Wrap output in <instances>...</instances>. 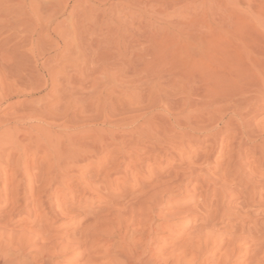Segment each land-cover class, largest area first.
<instances>
[{
	"label": "rangeland",
	"instance_id": "374dc122",
	"mask_svg": "<svg viewBox=\"0 0 264 264\" xmlns=\"http://www.w3.org/2000/svg\"><path fill=\"white\" fill-rule=\"evenodd\" d=\"M21 54L30 59L23 68ZM258 61L264 0H0V264H26L38 248L53 252L54 263H103L106 257L95 256L105 246L72 259L73 234L92 226L94 214L124 225L108 208L157 183L168 201L157 206L159 215L176 211V221H186L159 234L155 243L166 251L180 232L213 226L228 234L240 226L219 212L214 219L202 213L208 185L188 176L171 195L168 177L193 163L234 178L231 146L213 147L209 137L235 118L230 105L239 86L253 94L243 122L264 134V86L253 87L264 75ZM48 75L54 89L43 87ZM49 149L53 159L45 157ZM66 149L75 165L62 157ZM23 161L26 169L12 176ZM238 200L228 191L224 203ZM252 207L256 221L245 226L256 229L264 223V193Z\"/></svg>",
	"mask_w": 264,
	"mask_h": 264
},
{
	"label": "bare ground",
	"instance_id": "6f19581e",
	"mask_svg": "<svg viewBox=\"0 0 264 264\" xmlns=\"http://www.w3.org/2000/svg\"><path fill=\"white\" fill-rule=\"evenodd\" d=\"M27 40L28 36L24 38V41ZM19 47H21V44L13 49L14 53L20 54L17 50ZM31 50L35 52L33 49ZM17 59L22 62L18 65L20 68H23V65L30 60L22 54ZM48 65L53 72L54 60ZM256 68H258V74H262L264 72V61H258ZM1 82L3 83V79L0 76V85ZM53 83L54 80L48 75L43 80V87L50 86L51 89H54ZM257 85L264 86V75L260 81L253 84V87ZM246 93H248L246 86L238 87L235 100L238 102L239 109L236 108V101L230 105L234 108L232 114L235 118L228 121L227 125L219 131L211 133L209 137L212 139L211 146L213 147L214 145L220 148L231 146L230 149H227V152L233 154L237 159L230 161V167L233 168L232 170L235 173L234 178L227 180L228 173L226 172L216 176L211 171L205 170L206 166L198 164L197 168L193 163L188 164L181 172H175L174 175L168 177L173 180L170 187L171 195L176 189L182 187V182L188 176L199 180V185H208L204 190V197L209 200H205L201 204L202 213L207 218H213L219 213V215L235 218L240 226L235 224L233 231L228 234L215 232L213 226L187 235L180 232L170 238V250L166 251L164 247H160L155 243L162 239L159 234L164 232L171 234L173 231L184 227L186 221L177 222L176 219L180 214L176 211L159 215L157 206L168 201H166L164 195L166 189L161 187L163 184L157 183L154 188L130 197L126 206L108 208V214L113 213L115 217L125 219L124 225L114 221L113 216L101 217L94 214L92 218L95 219V222L92 226L84 227L73 234L76 240L73 241L71 248L73 250L78 249V251L74 252L72 259L76 260L81 256L88 255L92 250L96 251L105 246L95 256L107 258L99 264H264V223L256 229L245 226L248 220L256 221L254 218L256 208L252 205L257 198L262 199L264 193V175L260 174V167L264 163V139L261 140L260 144L256 143V139L263 138L264 134L261 130H256V127L243 122L246 110L254 105L251 104L252 102L251 105H245L249 104L247 101L253 97L252 93L250 96H247ZM3 99L4 93L0 88V101ZM254 102L259 105L256 100ZM207 114H209L207 120L212 121L214 114H210V112ZM205 116L207 115L205 114ZM201 117H204V115L202 114ZM204 118L206 119V117ZM204 118L203 120H205ZM50 127L51 133H54V123ZM246 143H250L252 147H244ZM2 146L3 144H0V150L3 149ZM52 148L54 149V147ZM76 149L80 148L77 146L72 147L73 151ZM49 151L45 152V157L53 159L54 152L51 149ZM70 153L73 154L66 149L62 157L66 158ZM69 159V163L74 165L78 161L74 155H70ZM241 159L244 160L248 170L240 168ZM80 160H88V157L81 153ZM21 164H14L12 176L26 169L23 166L25 161ZM50 166L54 167V164ZM50 166H48L47 172L54 174ZM1 168V172L6 175V169ZM13 188L16 190L17 186H13ZM228 191L239 197V200L231 206L224 203ZM49 207L52 208V205H49ZM122 208L125 210L124 213L118 210ZM156 217H160L161 221L155 223ZM87 219L89 217L85 215L83 222ZM106 223L110 227L104 230L101 227ZM88 236L98 238L89 241L86 239ZM50 240V238H47V242L54 245L55 241L51 242ZM178 241L180 243L176 244ZM53 254L52 252L50 255H43L42 248H38L37 254L29 257L26 264H59L58 262L54 263ZM45 256L46 258H44Z\"/></svg>",
	"mask_w": 264,
	"mask_h": 264
}]
</instances>
